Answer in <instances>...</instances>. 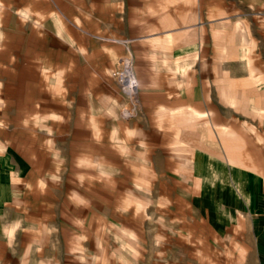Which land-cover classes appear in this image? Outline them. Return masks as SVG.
Returning a JSON list of instances; mask_svg holds the SVG:
<instances>
[{
    "label": "rangeland",
    "instance_id": "rangeland-1",
    "mask_svg": "<svg viewBox=\"0 0 264 264\" xmlns=\"http://www.w3.org/2000/svg\"><path fill=\"white\" fill-rule=\"evenodd\" d=\"M0 1V263L264 264V5Z\"/></svg>",
    "mask_w": 264,
    "mask_h": 264
},
{
    "label": "crops",
    "instance_id": "crops-1",
    "mask_svg": "<svg viewBox=\"0 0 264 264\" xmlns=\"http://www.w3.org/2000/svg\"><path fill=\"white\" fill-rule=\"evenodd\" d=\"M243 1H245V0H242V1H238V3L239 4H242V2ZM164 2V1H163ZM257 3L259 4H262V5H264V0H251V4H254V6L255 5H257ZM235 5H236V8H235V13H236V16H237V18H238V11H236L237 9H239V5L237 4V3H234ZM259 4V5H260ZM2 7V2L0 1V8ZM228 7V6H227ZM226 11L228 12L229 11V7L226 9ZM0 17H1V12H0ZM231 18H228V20H230ZM1 20V19H0ZM257 20V19H256ZM231 21V20H230ZM244 20H242V26H244V22H243ZM259 21V22H258ZM259 25H256V26H258L259 27V29L264 33V22H261L260 20H257L256 21ZM235 24H241L240 23V21L238 20V19H236L235 18V22H234ZM238 31H239V33L242 35V37H243V39H246V38H248L249 36L248 35H246V28L245 27H243L242 29H241V27H237L236 28ZM58 31L61 33L63 30H62V25L61 24H58ZM261 54V53H260ZM187 62H184L183 64H182V69H186L187 67ZM263 93H264V90L262 91ZM232 93H235L236 94V96L237 97H240L241 99H240V102H238L237 104H234V103H232L231 102V96H232ZM222 95H223V97H225V99H226V101L229 103H232V104H234V105H238V104H240V105H242V107H244V108H246L247 110H249V107L248 106H246L245 105V102L246 101H248V98H245L244 96H243V92H241L240 90H236L235 88H232V84H228L227 85V87H224L223 89H222ZM263 100H264V98H263ZM192 109H194V113H190L189 112V114L190 115H192V117H190V118H192V119H187L186 121H185V123H187V121H194V120H196V119H199V117H203V116H206L208 113H203L204 111L203 110H197V109H195V108H193V107H191ZM210 114H213L212 113V111H210L209 112ZM186 114H188V113H186ZM187 116V115H186ZM219 125H223V124H219ZM227 128H228V130L230 131L229 133H223V134H225L226 136H228L229 138L231 137V139H232V141L234 142V143H237V144H239L240 145V141H242V139H241V137H240V135L236 132V130L234 129V128H232V127H229V126H227V125H225ZM220 129V128H219ZM183 140V141H182ZM185 139H182V138H180V140L178 141V147H180V148H183V151H181V155H183V156H185L186 154H187V148H189L188 146H190L188 143L186 144L185 143V141H184ZM196 144H197V155L199 156V155H202L201 156V159H202V161H200L201 163H202V167H204L205 169H206V165L208 164V167H209V169L208 170H214V166H213V163H215V162H217L218 160L215 158H213V160L211 159V158H209L208 156H205L206 155V152L207 153H212L213 154V149H212V145L209 143V141H205V140H203V137L201 138H196ZM0 145H3L2 143H0ZM205 150H208V151H205ZM215 152V151H214ZM219 154V153H218ZM220 155V154H219ZM211 157V156H210ZM185 158V157H184ZM231 157H229L228 158V160H230V162H231V159H230ZM234 159V158H233ZM186 160H187V158H186ZM235 162H237L236 160H235ZM239 162H243L242 160H239ZM216 166V165H215ZM242 167V166H241ZM231 168V172L229 173L230 175H232V176H234L235 178H237V179H239V177H240V179H242L241 180V182H242V184H243V186L245 185V183H244V180L243 179H245V182H247L246 181V179L248 178V177H250V175H248V173H245V171H243L242 169H238V167H236V166H231L230 167ZM252 169L254 168V167H251ZM224 170V169H223ZM258 180V179H257ZM249 181H251V180H249ZM249 181H248V183H249ZM259 181V180H258ZM264 181V180H263ZM260 182V181H259ZM258 182V183H259ZM247 185V184H246ZM245 185V186H246ZM242 186V185H241ZM245 186H244V189H245ZM251 189V194H253V192H255V190L256 189H254V187H251L250 188ZM6 228V230H8V228H7V226L5 227ZM1 230H2V226H1V223H0V232H1ZM1 247H2V245H0V252H1ZM0 259H2V258H0ZM0 264H2V263H0Z\"/></svg>",
    "mask_w": 264,
    "mask_h": 264
},
{
    "label": "bare ground",
    "instance_id": "bare-ground-1",
    "mask_svg": "<svg viewBox=\"0 0 264 264\" xmlns=\"http://www.w3.org/2000/svg\"><path fill=\"white\" fill-rule=\"evenodd\" d=\"M124 63L127 65V71H126V73H127V75H123V78H122V82H123V84H124V88H125V90L127 91V92H129V94L130 95H134L136 92H137V88H138V81H137V79H136V77H135V73H134V70L133 69H131L132 67H131V59H130V57H125L124 58ZM232 98L230 99L231 100V102L232 103H234V104H237L238 102H240V97H237L236 96V94L235 93H232V96H231ZM262 103V102H261ZM248 104H249V102L248 101H246L245 102V105L246 106H248ZM263 107H264V100H263ZM253 106V105H252ZM250 107V106H249ZM258 107V106H257ZM187 109H181V110H179V112L178 113H180V114H182L183 113V111H186ZM264 111V110H263ZM189 112L190 113H194L195 111H194V109H192V108H190L189 109ZM260 113V112H259ZM218 128H220V131L222 132V133H229L230 131L228 130V128L223 124V125H218ZM186 143H187V141H186ZM230 159H233L232 157L230 158ZM233 256V255H232ZM235 256V255H234Z\"/></svg>",
    "mask_w": 264,
    "mask_h": 264
}]
</instances>
